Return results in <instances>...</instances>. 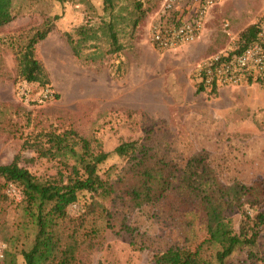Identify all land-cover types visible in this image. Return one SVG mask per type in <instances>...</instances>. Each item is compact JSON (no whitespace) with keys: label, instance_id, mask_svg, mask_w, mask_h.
<instances>
[{"label":"rangeland","instance_id":"rangeland-1","mask_svg":"<svg viewBox=\"0 0 264 264\" xmlns=\"http://www.w3.org/2000/svg\"><path fill=\"white\" fill-rule=\"evenodd\" d=\"M219 1L197 42L160 52L150 43L149 26L163 0H122L115 13L124 48L110 53L102 37L81 59L67 34L77 39L81 26L97 29L109 20L104 0H13L4 9L10 17L0 25V165L18 158L35 176L55 177L64 165L39 157L35 140L46 130L72 128L109 153L99 165L103 179L125 176L143 146L174 166L171 189L149 206L80 195L59 231L65 239L78 237L81 264H153L155 254L172 246L201 242L209 211L224 210L238 228L249 205L264 199V84L223 88L214 96L198 90L197 77L202 60L238 48L243 32L263 18L264 0ZM48 21L53 30L35 48L45 72L28 84L17 56ZM95 51L99 56L87 60ZM123 143L132 147L116 153ZM25 206L21 188L0 177L2 264H25L22 252L35 235ZM253 251L264 256V231ZM228 263L264 261L250 260L242 249Z\"/></svg>","mask_w":264,"mask_h":264},{"label":"trees","instance_id":"trees-1","mask_svg":"<svg viewBox=\"0 0 264 264\" xmlns=\"http://www.w3.org/2000/svg\"><path fill=\"white\" fill-rule=\"evenodd\" d=\"M121 1L104 0L109 20H104L97 29L89 25L81 26L77 31V39L67 34L74 56L81 59L84 49L98 48L102 37L108 41L110 53H119L124 48L117 31L120 15L115 13ZM12 4L13 0H0V25L6 21L4 9L11 8ZM136 9L142 10L141 2L136 3ZM6 16L10 17V10ZM258 25L259 22L243 32L238 51L255 40ZM53 26L48 21L42 29L33 33L17 56L19 75L28 84L38 82L45 72L42 62L36 58L35 48L48 37ZM99 32L102 36H99ZM98 56L95 51L88 54L86 59L95 60ZM258 83L264 84V81ZM198 90L214 96L218 93L215 89L206 90L200 83ZM95 142L96 140L87 139L72 128L62 132L46 130L38 135L35 150L39 157L58 159L64 165V170L49 179H41L20 166L18 158L10 164L0 165V177L5 184L21 188L26 203L24 211L34 228L32 245L22 252L25 264H81L78 259V237L73 233L65 239L59 228L69 219L68 209L79 201L82 193H90L103 199L115 196L125 206L141 208L160 201L171 189L174 166L152 153V149L147 146H143L139 154L131 157V167L125 176H119L116 182L103 179L99 174V165L107 160L109 153L103 151L99 143L95 146ZM130 147L131 143H123L115 152L123 154ZM204 225L206 235L194 248L172 246L155 254L153 264H230L228 260L242 249L248 250L250 260L264 261V256L253 251L264 231V199H258L249 205L242 214L238 228L224 210L218 209L205 215ZM124 228L133 234V228ZM208 250L211 253L206 256L205 252Z\"/></svg>","mask_w":264,"mask_h":264},{"label":"built area","instance_id":"built-area-1","mask_svg":"<svg viewBox=\"0 0 264 264\" xmlns=\"http://www.w3.org/2000/svg\"><path fill=\"white\" fill-rule=\"evenodd\" d=\"M219 0H163L149 26L151 45L160 52L177 50L197 42L207 18ZM224 50L202 60L197 77L206 90L220 91L264 81V16L259 21L255 40L241 51ZM44 97H50L49 90ZM0 242V264L4 259Z\"/></svg>","mask_w":264,"mask_h":264},{"label":"crops","instance_id":"crops-1","mask_svg":"<svg viewBox=\"0 0 264 264\" xmlns=\"http://www.w3.org/2000/svg\"><path fill=\"white\" fill-rule=\"evenodd\" d=\"M212 11H213V9H212ZM212 11L210 12V14H209V16H208V18H207V22H208V20L210 19V16H211ZM211 17H212V16H211ZM207 22H206V24H207ZM204 30H205V29H204ZM203 33H204V31H203ZM203 33H202L201 37L203 36ZM201 37H200V38H201Z\"/></svg>","mask_w":264,"mask_h":264}]
</instances>
